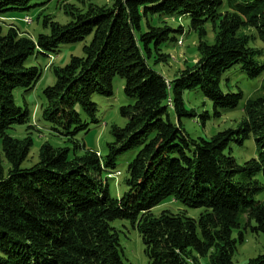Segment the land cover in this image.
I'll use <instances>...</instances> for the list:
<instances>
[{
  "label": "trees",
  "instance_id": "16d2710c",
  "mask_svg": "<svg viewBox=\"0 0 264 264\" xmlns=\"http://www.w3.org/2000/svg\"><path fill=\"white\" fill-rule=\"evenodd\" d=\"M109 1L67 10L65 24L45 16L47 33L34 37L13 27L2 34L0 27V264H127L115 221L137 231L147 264H187L191 251L212 252L215 264H234L235 232L240 242L247 228L264 235V198L257 199L264 193V63L256 65L261 52L248 48L243 32L255 30L264 45V0ZM48 2L0 0V18ZM174 16L190 19L199 58L166 82L154 67L168 61L162 48L176 31L165 19ZM207 23L215 33L212 44L204 40ZM88 38L81 57L53 68L55 83L43 91L42 120L62 137L86 130V118L96 123L91 97H112L113 80L119 78L129 101L119 109L125 126L111 128L113 140L103 157L44 145L38 162L22 168L31 141L10 132L31 119L14 93L30 92L42 75L28 61ZM236 66L250 79L262 77L245 101L242 122L209 139L191 138L181 119L197 116L186 109L184 93L200 92L213 104L215 117L236 109L242 94L220 87ZM200 117L203 126L209 115ZM249 139L257 157L239 164L230 146ZM129 152L135 154L122 174L126 191L114 198L107 182L121 176L117 160ZM167 199L203 212L198 219L166 210L153 215ZM244 264H264V252Z\"/></svg>",
  "mask_w": 264,
  "mask_h": 264
},
{
  "label": "rangeland",
  "instance_id": "374dc122",
  "mask_svg": "<svg viewBox=\"0 0 264 264\" xmlns=\"http://www.w3.org/2000/svg\"><path fill=\"white\" fill-rule=\"evenodd\" d=\"M41 2V1H39ZM38 2V3H39ZM109 5V0H49L44 6H38L31 9L29 12H11L0 18V27L2 34L7 32L10 27L23 35L30 37L37 36L40 33H47V29L42 27V19L49 16L52 21L59 24H65L70 16L67 15L69 10H85L86 5ZM68 10V11H67ZM67 11V13H66ZM41 14V19L38 21V15ZM25 18L27 19L25 21ZM26 22V23H25ZM165 24L175 30L171 33L174 41L168 42L163 46V53L168 55V61L165 64H158L154 70L162 75L166 82L174 80L175 76L186 67L194 64L199 54L197 52L198 38L197 35L190 29V19L188 17L174 16L165 19ZM155 25L161 26L158 22ZM181 28L183 31L179 33ZM205 41L207 44H212L214 41V31L212 25L207 23L205 25ZM245 35L248 36V48L260 50L254 60L256 65L264 63V45L259 41L255 30H244ZM90 38L84 42L74 45H64L55 54H50L47 57L37 55L28 61V66H36L42 70V75L34 88L24 93L18 90L14 93V100L19 107H26L30 112V121L25 125L15 126L10 132L11 137L14 139L25 141L30 140L31 146L26 159L23 161L22 168H30L38 162V156L41 147L49 145L52 148L68 149L70 154L81 155L85 151H93L103 157L107 153V144L111 143L113 138L111 135V128H123L126 124V119L120 116L119 109L122 106L129 104L128 99L123 95V80L115 78L113 80L114 93L110 98L94 94L91 97L97 107L96 123L91 122L88 118L86 130L75 134L70 137H62L57 135L52 129L50 124L42 120L41 109L45 105L43 91L55 83L53 74L54 67L65 66L71 57H81L82 47L87 45ZM180 41V43H179ZM50 56V57H49ZM261 76L248 78L247 74L241 71L239 66L229 70L222 78L221 89L223 92L241 93L243 98L238 107L234 110L223 111L219 117L213 114V104L204 99L202 94L198 91L184 93V104L186 109L193 111L197 116L196 119L182 118L181 124L185 132L193 139L205 138L209 139L218 132L227 129H236L240 122L243 120V107L245 101L259 88ZM207 113L209 119L201 125V115ZM35 126L27 128V126ZM231 155L236 159L239 164L254 159L257 157V152L254 147V142L249 139L244 142L242 146L232 144L230 146ZM135 152H129L124 156H120L117 160V170L121 176L112 175L107 182L109 194L114 198L120 196L126 191L123 183L124 169L126 165L132 160ZM2 167L6 175L8 165L3 157ZM264 198V193L257 197L258 200ZM169 211L171 213H185L186 216L198 219L199 215L203 212L202 209H192L184 207L181 204L174 202L171 199L163 201L160 205L152 209L153 215H158L162 211ZM113 227L119 230V240L123 249V259L127 264H147L146 258L143 253V246L140 237L136 230L132 229L128 222L115 221ZM243 241L238 240V235L235 232L234 237L237 240L235 252L233 255L234 264H244L249 259L264 252V235L261 233L255 234L250 232L249 228L243 231ZM191 260L187 264H215L214 254L207 253L205 256H199L194 251H191Z\"/></svg>",
  "mask_w": 264,
  "mask_h": 264
},
{
  "label": "built area",
  "instance_id": "2783aa9c",
  "mask_svg": "<svg viewBox=\"0 0 264 264\" xmlns=\"http://www.w3.org/2000/svg\"><path fill=\"white\" fill-rule=\"evenodd\" d=\"M27 19L25 18V21H26ZM26 23V22H25Z\"/></svg>",
  "mask_w": 264,
  "mask_h": 264
},
{
  "label": "bare ground",
  "instance_id": "6f19581e",
  "mask_svg": "<svg viewBox=\"0 0 264 264\" xmlns=\"http://www.w3.org/2000/svg\"><path fill=\"white\" fill-rule=\"evenodd\" d=\"M180 43V42H179Z\"/></svg>",
  "mask_w": 264,
  "mask_h": 264
}]
</instances>
